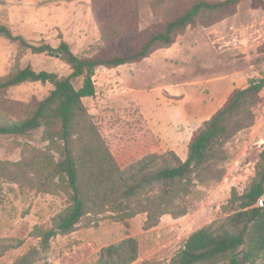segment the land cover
Wrapping results in <instances>:
<instances>
[{
    "label": "rangeland",
    "instance_id": "374dc122",
    "mask_svg": "<svg viewBox=\"0 0 264 264\" xmlns=\"http://www.w3.org/2000/svg\"><path fill=\"white\" fill-rule=\"evenodd\" d=\"M139 5L141 30L162 20L153 13L151 0H139ZM0 25L32 45L58 47L65 40L84 55L102 46L91 0H0ZM263 42L264 11L246 0L214 25L189 28L172 47L143 61L101 67L94 76L96 95L83 98L89 115L76 126V135L85 140L102 137L122 168L170 149L185 160L193 133L232 91L264 76V53L258 50ZM51 53H34L21 48L20 41L0 36V76L26 66L68 76L70 66ZM51 88L50 83L27 82L10 95L22 101L42 99ZM260 95L253 107L240 105L228 116L230 138L208 168L197 172L204 180L195 182L185 197L186 214L148 219L147 213H140L126 222L109 214H87L73 231L52 238L47 249L40 246L34 230L52 227L68 207V196L62 191L44 193L38 184L31 187L23 178L16 180L13 163L48 150L52 141L43 127L25 135H0V245H17L5 250L0 264H103L102 259H110L105 248L130 237L139 245L138 259L131 264H169L193 232L227 219L224 206L233 189L242 193L249 188L264 148V88ZM90 173L84 171L86 179ZM129 250L126 243L123 251Z\"/></svg>",
    "mask_w": 264,
    "mask_h": 264
},
{
    "label": "trees",
    "instance_id": "16d2710c",
    "mask_svg": "<svg viewBox=\"0 0 264 264\" xmlns=\"http://www.w3.org/2000/svg\"><path fill=\"white\" fill-rule=\"evenodd\" d=\"M244 1L151 0L153 13L162 20L141 30L139 0H91L102 46L87 55L75 53L65 40L58 47L32 45L0 25V36L18 40L21 48L29 47L34 53H60L61 60L71 68L68 76L31 66L0 76V135H25L43 127L52 141L48 150L32 152L13 163L16 180L23 178L31 187L38 184L37 189L44 193L62 191L68 196V207L54 218L52 227L35 228L42 248L47 249L58 234L73 231L87 214H109L118 222H126L140 213H147L148 219H160L166 214L179 217L188 212L183 201L195 182L204 180L197 172L208 168L218 148L230 138L228 116L240 105L253 107L261 100L264 76L232 91L204 126L193 133L185 160L170 149L148 154L122 168L102 137L85 140L76 135L75 128L89 115L83 98L96 95L94 76L99 68L143 61L157 50L172 47L189 28L214 25ZM249 1L252 8L264 11V0ZM258 50L264 53V42ZM27 82L50 83L52 88L42 99L12 98L10 91ZM52 150L60 154L59 159ZM87 169L91 173L86 179L83 173ZM224 210L228 216L223 223L193 232L169 264H264V148L249 188L242 193L233 189ZM126 243L130 250L124 252ZM14 246L2 243L0 256ZM105 251L110 259L103 262L102 257L103 264H131L138 259L139 245L130 237ZM114 253L120 257L112 258Z\"/></svg>",
    "mask_w": 264,
    "mask_h": 264
},
{
    "label": "water",
    "instance_id": "95a60500",
    "mask_svg": "<svg viewBox=\"0 0 264 264\" xmlns=\"http://www.w3.org/2000/svg\"><path fill=\"white\" fill-rule=\"evenodd\" d=\"M51 55H56L57 57H60V53H58V54H54V53H51Z\"/></svg>",
    "mask_w": 264,
    "mask_h": 264
},
{
    "label": "crops",
    "instance_id": "0c3cea01",
    "mask_svg": "<svg viewBox=\"0 0 264 264\" xmlns=\"http://www.w3.org/2000/svg\"><path fill=\"white\" fill-rule=\"evenodd\" d=\"M238 88H240V87H238Z\"/></svg>",
    "mask_w": 264,
    "mask_h": 264
}]
</instances>
